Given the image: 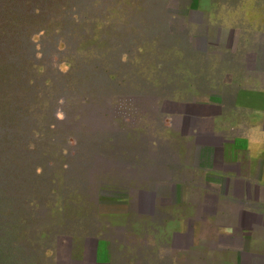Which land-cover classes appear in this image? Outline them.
Instances as JSON below:
<instances>
[{"label":"crops","instance_id":"crops-1","mask_svg":"<svg viewBox=\"0 0 264 264\" xmlns=\"http://www.w3.org/2000/svg\"><path fill=\"white\" fill-rule=\"evenodd\" d=\"M161 7L168 31L135 39L134 53L143 60L145 40L180 54L183 81L168 78L162 100L153 81H124L135 93L107 116L124 137L121 162L101 192L120 205L94 211L102 262L98 235L59 237L58 259L74 248L79 264H264V0H187L177 15Z\"/></svg>","mask_w":264,"mask_h":264},{"label":"rangeland","instance_id":"rangeland-1","mask_svg":"<svg viewBox=\"0 0 264 264\" xmlns=\"http://www.w3.org/2000/svg\"><path fill=\"white\" fill-rule=\"evenodd\" d=\"M127 1L130 4V0ZM161 1L175 15L176 3L187 2ZM174 20L173 30L184 27L177 17ZM114 23L112 17L103 22L94 21V32L87 39L79 38L81 35L78 33H71L69 38L72 41H83L69 51L66 38L57 41L55 51L48 45L53 43L50 32L34 34L30 39L37 63L23 73L19 69H0V86L3 84L0 87V127L4 126L8 117H12L9 120L12 131L8 137L9 144L18 145L12 160L15 164L27 165V173L32 170V175L26 178L28 182L31 180L33 214L18 230L20 246L42 252V264H79L80 261L74 259V248L69 258L58 259V255L66 254L65 247L58 246L57 240L59 237L66 240L69 236L76 238L83 235H98L94 242L95 260L102 262L97 251H101L103 245V218L97 217L94 211L100 209L106 213L120 205L119 202L112 204V199L101 192L108 172L113 165L121 162L122 153L118 147L123 145L124 137L107 116L109 109L112 111L115 105H119L121 96L135 93V88L125 85L124 81L136 78L153 81V94L160 100L167 98L168 78L180 75L179 81L177 78L175 81H183L182 74L178 73L181 67L174 63L182 56L169 55L161 44L155 49L150 42L144 41L146 46L140 51L143 54V60H140L134 53V41L130 39V46L126 42L127 47L121 51L122 59L127 58L126 63L118 62L117 55L110 52L119 50L123 39H129L130 35L119 41L117 34L106 31L107 26ZM48 25L54 24L50 22ZM55 25L60 30L63 24L59 22ZM47 38L48 42H44ZM111 42L114 44L109 46ZM151 52L159 61L157 71L148 69L154 66L150 62L151 56H146ZM93 59L101 61L105 77H102L103 70H83V65ZM18 73L24 75L21 79L24 85H16L21 81L14 78ZM5 82H9V86ZM142 85L146 93L148 85L145 82ZM131 89L134 90L130 92ZM20 123L23 129L18 126ZM19 134L24 138H18ZM57 209L61 213H57Z\"/></svg>","mask_w":264,"mask_h":264},{"label":"trees","instance_id":"trees-1","mask_svg":"<svg viewBox=\"0 0 264 264\" xmlns=\"http://www.w3.org/2000/svg\"><path fill=\"white\" fill-rule=\"evenodd\" d=\"M129 2L130 4L127 0H0V69L4 67L6 70L19 69L23 73L37 63L30 39L34 34L50 32L53 43L48 45L54 50L57 41L66 38L68 39L66 47L70 48L69 51L77 48L83 41L82 39L72 41L69 38L71 33H78L81 35L79 38L87 39L94 32V21L103 22L110 17L115 23L112 26L108 25L106 31L117 34L119 41L127 34L130 35L129 39H123L122 46L120 45V49L117 50L120 53L110 52L117 55L118 62L126 63L127 58L121 57L122 49L127 47L126 42H129L130 46V39L135 41L138 38L140 43L142 35L144 37L155 35L154 38H158L168 31V16L166 10L161 7V0ZM124 9L127 11L124 12ZM50 22L54 25H48ZM59 22L63 24L60 30L55 25ZM44 42H48V38ZM163 42L166 43V40ZM111 44L114 43H109V46H112ZM15 52L18 54H14ZM82 68L84 71L92 68L98 69V72L103 70L101 61L97 59L84 64ZM102 75L105 77L104 70ZM14 78L21 80L24 75L18 73ZM23 82L21 80L16 85ZM5 84L9 86L10 83ZM0 87L2 88L3 84ZM8 118L4 126L0 127V264H42L44 259L42 252L20 246L18 230L33 214L31 180L28 182L26 178L32 175V170L27 173V165L15 164L12 160L14 149L18 148V145L9 144L8 137L12 134L9 120H12V117ZM18 126L23 129V124L20 123ZM24 130L27 131L25 128ZM18 138H24V135L19 134Z\"/></svg>","mask_w":264,"mask_h":264},{"label":"water","instance_id":"water-1","mask_svg":"<svg viewBox=\"0 0 264 264\" xmlns=\"http://www.w3.org/2000/svg\"><path fill=\"white\" fill-rule=\"evenodd\" d=\"M93 257H95V255H96V246H95V249H93Z\"/></svg>","mask_w":264,"mask_h":264}]
</instances>
